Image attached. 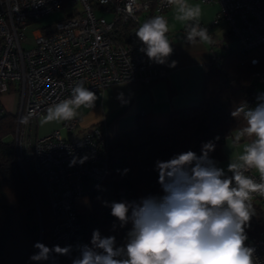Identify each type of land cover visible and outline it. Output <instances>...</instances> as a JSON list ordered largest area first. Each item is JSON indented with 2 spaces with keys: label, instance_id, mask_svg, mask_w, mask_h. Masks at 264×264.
Instances as JSON below:
<instances>
[{
  "label": "built area",
  "instance_id": "obj_1",
  "mask_svg": "<svg viewBox=\"0 0 264 264\" xmlns=\"http://www.w3.org/2000/svg\"><path fill=\"white\" fill-rule=\"evenodd\" d=\"M217 1L218 13L210 24L203 25L210 29L224 21L240 51L264 44V0ZM60 7L72 11L47 28L33 29L29 44L25 29L29 21ZM168 10L161 0H0V117L7 109L1 97L14 94L12 140L17 161L21 167L32 163L45 189L52 217L49 248L73 246L68 256L53 253L65 264H72L78 255L77 245L88 244L74 201L105 179L108 135L100 123L73 135L77 119L62 123V129L70 134L67 137L59 129L38 135V118L48 106L69 98L72 88L81 82L97 93L117 82L134 79L150 86L166 77L169 60L165 65L150 61L140 51L135 30L153 15L168 17ZM257 60L252 58L251 63ZM254 80L264 86V70ZM29 112L35 115L21 123V117ZM74 157L77 162L70 167ZM81 158H86L83 163ZM253 198L264 204V197ZM246 243L254 246L256 256L264 261V234Z\"/></svg>",
  "mask_w": 264,
  "mask_h": 264
},
{
  "label": "clouds",
  "instance_id": "obj_2",
  "mask_svg": "<svg viewBox=\"0 0 264 264\" xmlns=\"http://www.w3.org/2000/svg\"><path fill=\"white\" fill-rule=\"evenodd\" d=\"M161 5L171 10L172 20L182 26L189 44L217 43L201 23V3L161 0ZM128 11L132 14L131 5ZM171 28L166 15L156 14L135 30L140 51L150 61L168 64L174 52ZM176 64L173 60L168 66ZM96 100L93 91L78 83L69 98L47 107L39 123L72 121L81 116V108L93 109ZM256 101L255 106L239 103L231 112L233 118L243 121L233 140L234 146L242 144V148L230 159L227 171L210 159L209 153L215 150L212 141L202 144L199 156L189 150L167 161L157 160L162 195L110 204L120 227L131 224L124 242L118 245L115 236L93 230L89 244L76 246L78 255L72 264H264L256 256V248L246 243V229L256 215L253 196L264 197V92L257 94ZM33 115L29 112L21 117V123H28ZM76 162L74 157L69 166ZM105 206H109L107 202ZM34 247L38 249L30 256L34 262L54 260L53 253L68 256L73 251L72 245L49 248L37 242Z\"/></svg>",
  "mask_w": 264,
  "mask_h": 264
},
{
  "label": "trees",
  "instance_id": "obj_3",
  "mask_svg": "<svg viewBox=\"0 0 264 264\" xmlns=\"http://www.w3.org/2000/svg\"><path fill=\"white\" fill-rule=\"evenodd\" d=\"M252 58H258L257 62L251 63ZM261 70L264 44L248 51L229 50L205 65L197 104L172 109L165 125L137 124L108 138L105 179L74 201L87 243L96 229L102 236H115L118 245L124 242L131 224L120 227L111 215L110 204L162 195L155 170L157 160L167 161L189 150L199 156L202 144L209 141L215 145L210 159L222 158V141L243 127L242 119L232 117V110L245 101L255 106L257 94L264 92L254 80ZM14 125L13 111L6 109L0 117V264H32L34 244L41 241L48 246L52 217L45 189L32 163L21 167L14 141L4 140ZM255 209L257 220L264 221V212L258 205ZM247 235L252 240L262 233ZM53 258L45 264H65L54 255Z\"/></svg>",
  "mask_w": 264,
  "mask_h": 264
},
{
  "label": "crops",
  "instance_id": "obj_4",
  "mask_svg": "<svg viewBox=\"0 0 264 264\" xmlns=\"http://www.w3.org/2000/svg\"><path fill=\"white\" fill-rule=\"evenodd\" d=\"M202 1V0H201ZM198 0H190L192 3H201ZM201 23L207 25L212 22L219 11V2L217 0L202 1ZM170 25V39L173 41L174 52L169 58L171 61H177L175 67H169L166 77L155 81L150 86H144L137 80H128L111 84L100 92L95 93L97 100L93 109L81 108V116L78 120L73 135H79L83 130L94 124H103L108 138H111L118 131L132 128L137 124L165 125L168 122L169 113L174 108H181L197 104L201 99V91L204 83V67L214 57L224 54L229 50L235 49L228 46L226 40L231 39L226 29H221L220 21L217 25L210 27L209 32L216 40L215 45L189 44L184 39L182 26L172 20V12H167ZM226 24V23H225ZM233 39V38H232ZM228 45V44H227ZM220 48V49H218ZM8 97L15 99L14 94H6L1 97L2 103L10 111L15 110L8 107L4 100ZM45 112L42 114L44 115ZM84 119V126L81 120ZM63 122H51L46 125L37 121V133L49 130L59 129L62 136L67 137L70 134L61 128ZM237 132L226 136L222 141V158L215 161L217 166L227 171V165L230 159H234L240 152L242 144L233 145V140ZM254 208L258 205L264 212V204H260L257 198H253ZM263 220V219H262ZM249 235L264 234V221L257 220L254 216L250 221V227L246 229Z\"/></svg>",
  "mask_w": 264,
  "mask_h": 264
},
{
  "label": "rangeland",
  "instance_id": "obj_5",
  "mask_svg": "<svg viewBox=\"0 0 264 264\" xmlns=\"http://www.w3.org/2000/svg\"><path fill=\"white\" fill-rule=\"evenodd\" d=\"M198 1L200 2L201 0H198ZM201 3H202V1H201ZM71 11H72L71 7H60V8L51 10V11H49L46 14H43L42 16H40L39 18H37L35 20L29 21V24H27L26 27H25L26 35L28 37V39H27L28 43L29 44L31 43V40H32L31 37H32L33 29H35V28H47L52 23H54L55 21L63 18L67 13H69ZM96 14L97 15H100V14L105 15L106 18L109 17L108 13H101L100 11H96ZM220 28L225 30L226 29V24L222 23V26ZM182 30H183V28H182ZM226 41L228 42L227 43L228 45L226 44L227 46H230L231 48H235L236 43H235L234 39L231 38V39H228ZM218 49H220V48H218ZM259 87L264 88L263 85H259ZM4 102H5V104L8 107H10L12 109L15 108V99L14 98L8 97V99L4 100ZM61 128H62V125H61ZM51 131H53V130H49V131H46V132H40L39 131V134L40 135H43V134L45 135V134L50 133ZM12 139H13V132L4 138V140H12ZM41 233H42V226H41ZM39 240H42V235L40 236Z\"/></svg>",
  "mask_w": 264,
  "mask_h": 264
}]
</instances>
